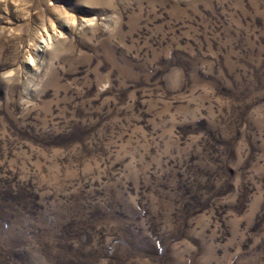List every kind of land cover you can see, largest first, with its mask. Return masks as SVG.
<instances>
[{
    "label": "rangeland",
    "instance_id": "1",
    "mask_svg": "<svg viewBox=\"0 0 264 264\" xmlns=\"http://www.w3.org/2000/svg\"><path fill=\"white\" fill-rule=\"evenodd\" d=\"M0 264H264V0H0Z\"/></svg>",
    "mask_w": 264,
    "mask_h": 264
}]
</instances>
